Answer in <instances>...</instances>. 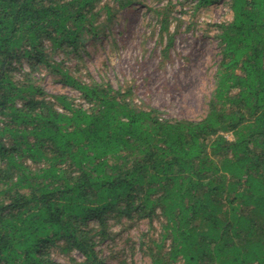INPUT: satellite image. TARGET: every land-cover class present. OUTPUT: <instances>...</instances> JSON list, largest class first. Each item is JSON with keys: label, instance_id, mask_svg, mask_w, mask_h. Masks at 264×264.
<instances>
[{"label": "trees", "instance_id": "16d2710c", "mask_svg": "<svg viewBox=\"0 0 264 264\" xmlns=\"http://www.w3.org/2000/svg\"><path fill=\"white\" fill-rule=\"evenodd\" d=\"M133 1L0 0V264H264V0H225L198 120L82 75L103 15Z\"/></svg>", "mask_w": 264, "mask_h": 264}, {"label": "rangeland", "instance_id": "374dc122", "mask_svg": "<svg viewBox=\"0 0 264 264\" xmlns=\"http://www.w3.org/2000/svg\"><path fill=\"white\" fill-rule=\"evenodd\" d=\"M165 6L172 17L170 32L175 34L168 50V38L160 35L162 13L157 12ZM231 17L225 0L200 8L186 0H134L115 17L103 15L107 28L95 43L88 42L82 75L116 89L132 87L137 102L149 103L165 115L198 120L207 112L220 60L216 24ZM55 59L80 74L72 55L56 54ZM23 69L29 70L28 64ZM35 76L49 94L65 93L85 104L79 91L63 85L51 72L42 70ZM146 228L144 224L142 229ZM136 258L141 262L140 254Z\"/></svg>", "mask_w": 264, "mask_h": 264}]
</instances>
